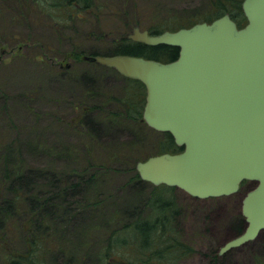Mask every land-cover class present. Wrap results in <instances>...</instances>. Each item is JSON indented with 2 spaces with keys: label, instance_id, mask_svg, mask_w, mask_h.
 Returning <instances> with one entry per match:
<instances>
[{
  "label": "trees",
  "instance_id": "trees-1",
  "mask_svg": "<svg viewBox=\"0 0 264 264\" xmlns=\"http://www.w3.org/2000/svg\"><path fill=\"white\" fill-rule=\"evenodd\" d=\"M241 3L242 0H206L201 12L185 20L155 21L149 17L142 23L135 19L127 28L138 25L156 35L199 22L210 23L224 14L241 28L246 24ZM5 4L11 17L27 19L32 15L37 23H46L57 40L67 43L68 38L78 37L89 42L101 41L98 37L111 32L94 24L87 33L80 35L76 31L89 23V16L96 17L103 0H0V8L6 9ZM105 21L106 18L102 24L108 27ZM126 34L113 36L104 49L93 46L88 51L79 49V44L58 53L63 60L70 57L78 62L85 53L131 55L160 62L178 57L176 47L147 46L128 40ZM12 39L11 35L7 36L1 45ZM23 44L27 49L26 42ZM36 47L34 56L49 63L44 55L52 49L45 43ZM118 76L123 80L120 88L105 89L98 83L92 85L88 74H81L85 89L73 99L68 113V128L76 141L61 151L36 143L38 152L64 158L63 167L33 166L25 159L17 139L0 142V264H176L195 251L193 241L180 239L172 226L179 213L171 194L174 188L141 181L135 170L137 161L152 155L177 153L182 148L175 145L169 133L154 131L141 121L144 86L137 80ZM6 100L7 95L2 112L9 110ZM124 133L128 135L122 136ZM111 134L124 140L117 149L104 147ZM145 135L158 137L150 145L151 151L141 146ZM127 136L128 139H123ZM120 163L131 168L122 187L138 191L141 205L132 208L121 205L118 196L108 191L110 186L103 185L112 180L111 175L124 174ZM245 184L241 183L240 190ZM146 186L151 189L145 193ZM95 213L101 214L99 219H94ZM86 215L94 222L89 220V225L81 227ZM237 222L240 229V224H244L241 216ZM217 262L221 260L216 255L213 264Z\"/></svg>",
  "mask_w": 264,
  "mask_h": 264
},
{
  "label": "water",
  "instance_id": "water-1",
  "mask_svg": "<svg viewBox=\"0 0 264 264\" xmlns=\"http://www.w3.org/2000/svg\"><path fill=\"white\" fill-rule=\"evenodd\" d=\"M241 9V28L228 14L158 35L132 28V42L178 48L170 62L83 56L140 81L146 90L142 121L182 148L136 162L142 181L198 199L235 194L243 181L254 184L241 201L242 233L218 255L264 231V0H243Z\"/></svg>",
  "mask_w": 264,
  "mask_h": 264
},
{
  "label": "rangeland",
  "instance_id": "rangeland-1",
  "mask_svg": "<svg viewBox=\"0 0 264 264\" xmlns=\"http://www.w3.org/2000/svg\"><path fill=\"white\" fill-rule=\"evenodd\" d=\"M205 5L206 0H103V7L96 17L89 16V23L86 22L84 28L76 31L80 35L87 33L94 24L102 30L108 28L107 32H111L98 37L101 41L89 42L78 37L79 39L72 40L68 38L67 43L57 40V36L46 23H37L32 15L27 19L21 16L11 17L8 5L5 4L6 9L0 8V45L9 35L13 39L0 46V53L5 52L0 55V142L17 139L25 159L33 166L63 167L66 164L64 158L50 157L38 152L36 143L44 144L54 151H61L68 143L76 141L72 129L68 128V113L72 109L73 99L85 89L80 75L88 74L92 85L98 83L105 89H119L123 80L115 70L84 60L74 61L70 57L63 60L58 52L70 51L79 44V49L88 51L93 46L104 49L105 44L118 33L130 34L131 26L127 27L135 19L141 23L151 18L155 21L167 18L185 20L190 15L201 12ZM104 18L108 27L102 24ZM91 23L92 25H88ZM23 42L28 45L27 49L22 47ZM43 43L52 49L46 50L44 55L49 63L34 56L36 45ZM86 55L87 53L83 54ZM6 95L9 110L2 112V102ZM111 135L106 140L105 149L109 146L117 149L122 144L120 141L124 143L122 138L118 140ZM124 135L128 134L124 133L122 136ZM128 138L129 136L123 137ZM157 138L145 135L142 148L147 147V151H151L150 145ZM120 169L125 171L123 175H111L112 180L103 185L110 186L108 191L118 196L117 200L121 205L130 208L141 205L139 202L142 203V200H137L138 191L122 187L129 177L130 165L120 163ZM253 186V183H248L234 195L207 199L190 197L180 189L172 190L171 194L179 212L172 226L180 239L193 241L195 249L191 255L176 264H213V257L219 249L242 232L244 224H240V229L237 227L241 200ZM150 189V186H146L145 193ZM137 209L141 210L140 207ZM100 215L95 213L94 219H99ZM86 218L81 227L94 222L92 217L86 215ZM263 236L264 232L246 245L217 256L219 261L223 260L219 264H264Z\"/></svg>",
  "mask_w": 264,
  "mask_h": 264
},
{
  "label": "flooded vegetation",
  "instance_id": "flooded-vegetation-1",
  "mask_svg": "<svg viewBox=\"0 0 264 264\" xmlns=\"http://www.w3.org/2000/svg\"><path fill=\"white\" fill-rule=\"evenodd\" d=\"M240 216H241L242 220L244 221V219H243V217H242L241 213H240ZM261 233H262V232H261ZM246 244H247V243H246ZM246 244H245V245H246ZM239 247H240V246H239ZM239 247H237V248H233V249H238ZM228 252H229V251H228ZM226 253H227V252H226ZM226 253H225V254H226ZM216 255H217V256H219V255H218V252H217V254H216ZM223 255H224V254H223ZM221 256H222V255H221ZM224 261H225V260H224ZM221 262H223V260H221Z\"/></svg>",
  "mask_w": 264,
  "mask_h": 264
},
{
  "label": "bare ground",
  "instance_id": "bare-ground-1",
  "mask_svg": "<svg viewBox=\"0 0 264 264\" xmlns=\"http://www.w3.org/2000/svg\"><path fill=\"white\" fill-rule=\"evenodd\" d=\"M81 60H83V58H81Z\"/></svg>",
  "mask_w": 264,
  "mask_h": 264
}]
</instances>
